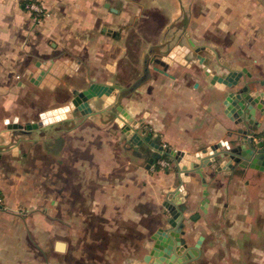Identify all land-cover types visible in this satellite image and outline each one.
<instances>
[{
  "label": "crops",
  "instance_id": "1",
  "mask_svg": "<svg viewBox=\"0 0 264 264\" xmlns=\"http://www.w3.org/2000/svg\"><path fill=\"white\" fill-rule=\"evenodd\" d=\"M21 1L0 0V144H9L0 149V264H58L51 258L59 255H53L59 224L86 222L87 209L106 225L136 223L147 236L167 226L163 199L178 185L177 172L172 164L148 165V151L128 141L112 113H97L104 105L91 103L93 114L76 113L57 134L37 139L18 141L5 120L36 121L92 80L129 86L119 71L129 55L127 33L140 20L147 32L141 67L148 61L149 77L120 103L143 135L170 149L192 153L218 144L233 124L220 105L224 92L211 84L195 48H203L201 63L214 74L226 72L224 61L245 68L251 92L260 89L264 98V0H36L46 11L39 20ZM181 46L184 62L171 57L166 73L153 70V57L176 56ZM48 60L71 70L53 89L28 80L36 62ZM203 172L206 211L193 172L182 207L190 209L183 219L188 241L203 237L195 264H264V173Z\"/></svg>",
  "mask_w": 264,
  "mask_h": 264
},
{
  "label": "water",
  "instance_id": "2",
  "mask_svg": "<svg viewBox=\"0 0 264 264\" xmlns=\"http://www.w3.org/2000/svg\"><path fill=\"white\" fill-rule=\"evenodd\" d=\"M108 35L114 36V32L110 28L104 27ZM177 55L173 56V51L168 55L153 57V63L161 66H153V70L166 73L168 63H171V57L175 61L184 58L187 48L181 46L177 48ZM203 48H195V56L199 59L201 68L205 73L212 77L211 84L224 92L220 105L223 108V114L232 122L233 127L228 128L227 138L218 144H211L205 148L192 153L173 150L167 148L162 151L159 141L154 140L148 135H143L139 131V120L134 119L120 103V98L134 91L149 77V63L144 62L142 74L133 81L128 87H122L117 82L107 81L105 83H97L90 81L89 85L82 90H72V97L66 102L50 106L47 110L38 114V120L27 121L25 123L11 122L5 120L7 128L18 135V141L25 137L40 138L49 134H56L63 128V122L76 118L77 115L88 117L93 114L91 103L95 107L104 105L103 109H98V114L112 113L113 121L119 125L121 133L128 141L137 146L140 151H148V165L159 160L163 154L172 164L177 172L179 183L171 189L165 191L166 198L163 206L166 208L169 217L167 219V229L159 228L151 238L154 245L150 252L144 256L147 262L151 258L153 264H183L199 257L202 236L192 245H183L180 234H183L184 212L183 204L187 195L185 184L191 180L190 173L199 175L202 190V200L200 209L205 212V204L207 198V182L203 169L210 167L214 174L222 172L224 175L232 176L241 173L245 169H253L264 173V127L262 128V120L264 119V98L262 90L251 92V83L244 80L243 74L250 78V74L245 68L233 63L224 61V74H214L211 69L202 64V56L200 51ZM214 56L213 51L210 52ZM213 61H216L214 57ZM57 62L52 63L51 60L44 64L37 61L35 71H28V80L39 87L54 88L58 79L64 72L69 73L71 70L67 66H57ZM184 62V60H181ZM48 71V72H47ZM263 86V82H259ZM118 98V99H116ZM100 105V106H99ZM77 113V115H76ZM9 144H0V149H6ZM150 151V152H149ZM199 217V214L194 216ZM167 232L173 237L175 242L170 239ZM160 233V234H159ZM55 250L64 251L65 243L62 241L55 242Z\"/></svg>",
  "mask_w": 264,
  "mask_h": 264
},
{
  "label": "rangeland",
  "instance_id": "3",
  "mask_svg": "<svg viewBox=\"0 0 264 264\" xmlns=\"http://www.w3.org/2000/svg\"><path fill=\"white\" fill-rule=\"evenodd\" d=\"M129 25H132V23ZM141 26L143 25L140 20H137L127 33L131 38L129 55L121 63V70L119 71V78L126 85L132 83V79L137 78L142 71L141 64L144 49L141 48V43L142 39L147 37V32L145 29L140 30ZM170 169L172 170L174 167L171 166ZM164 210L162 217L165 219V225H167L169 214L166 209ZM189 210V207H185L184 214ZM84 212L86 221L84 223L59 224L60 232L56 240L65 242L66 248L63 253L56 251L57 253L53 255H59L52 256L51 261H56L58 264L143 263L141 258L146 249L142 246V243L147 240V235L140 232L141 228L138 224H128L125 221L117 220V222L113 221V223L106 225L101 217L92 212L90 213L88 209Z\"/></svg>",
  "mask_w": 264,
  "mask_h": 264
},
{
  "label": "flooded vegetation",
  "instance_id": "4",
  "mask_svg": "<svg viewBox=\"0 0 264 264\" xmlns=\"http://www.w3.org/2000/svg\"><path fill=\"white\" fill-rule=\"evenodd\" d=\"M153 63V62H152ZM154 66H157L158 67V65L157 64H155L154 63ZM143 67H144V64H143V66H142V71H141V74H142V72H143ZM140 74V75H141ZM139 75V76H140ZM138 76V77H139ZM137 77V78H138ZM136 78V79H137ZM135 80V79H134ZM133 83V82H132ZM128 87V86H127ZM147 162H148V160H147ZM197 213H194L192 216H191V218L190 219H197V218H195L194 216L196 215ZM159 228H163V229H167V226H165V227H162V226H158V227H156L154 230H152L151 232H149V234H148V236H147V240H144L143 241V243H142V246H144L145 247V249H146V252L142 255V258H141V260H142V264H153V259L151 258L149 261H145L144 260V256L146 255V254H148L149 252H150V250H151V248L153 247V245H154V240L151 238V236L159 229ZM187 233L188 232H186V230H184V227H183V234H180V238H181V242H182V244L183 245H187V246H192L197 240H198V238L200 237H196V238H193L192 240H191V242L190 241H188V236H187ZM160 234V233H159ZM167 234H168V236L170 237V239H172V241L173 242H175V240H174V237L169 233V232H167ZM142 240V239H141ZM202 243H203V240H202V242H201V245H202ZM200 258V255H199V257L198 258H196V259H194V260H192V261H189V262H187V263H183V264H195V262H196V260H198ZM162 264H165V263H162Z\"/></svg>",
  "mask_w": 264,
  "mask_h": 264
},
{
  "label": "built area",
  "instance_id": "5",
  "mask_svg": "<svg viewBox=\"0 0 264 264\" xmlns=\"http://www.w3.org/2000/svg\"><path fill=\"white\" fill-rule=\"evenodd\" d=\"M28 8L37 14H42V17L46 14V11L41 6H39L36 2L29 4ZM263 137H264V134H263ZM159 146L162 148V151L168 148L165 144H162L161 142L159 143ZM169 165H170L169 160L163 154H161V157L159 160H156L150 164V166L154 169L158 167H162V168L169 167ZM0 209H5L4 197L1 192H0Z\"/></svg>",
  "mask_w": 264,
  "mask_h": 264
},
{
  "label": "trees",
  "instance_id": "6",
  "mask_svg": "<svg viewBox=\"0 0 264 264\" xmlns=\"http://www.w3.org/2000/svg\"><path fill=\"white\" fill-rule=\"evenodd\" d=\"M34 2H36V0H22V1H21V4L23 5V7L29 9V8H28V5L31 4V3H34ZM31 14H32V15L35 17V19H37V20L41 19V17H42V14H37V13H35V12H33V11H31ZM148 134L151 135V133H148ZM157 170H158V168H157Z\"/></svg>",
  "mask_w": 264,
  "mask_h": 264
}]
</instances>
